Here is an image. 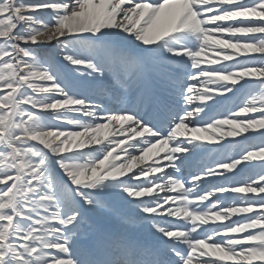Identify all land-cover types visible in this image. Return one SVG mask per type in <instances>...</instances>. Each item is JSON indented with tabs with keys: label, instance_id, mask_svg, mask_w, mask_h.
I'll list each match as a JSON object with an SVG mask.
<instances>
[{
	"label": "snow or ice",
	"instance_id": "snow-or-ice-1",
	"mask_svg": "<svg viewBox=\"0 0 264 264\" xmlns=\"http://www.w3.org/2000/svg\"><path fill=\"white\" fill-rule=\"evenodd\" d=\"M0 264H264V0H0Z\"/></svg>",
	"mask_w": 264,
	"mask_h": 264
},
{
	"label": "bare ground",
	"instance_id": "bare-ground-1",
	"mask_svg": "<svg viewBox=\"0 0 264 264\" xmlns=\"http://www.w3.org/2000/svg\"><path fill=\"white\" fill-rule=\"evenodd\" d=\"M207 203H209V202H207ZM116 205H118V203H116ZM126 210H130V209L127 207ZM233 219H236V217H234Z\"/></svg>",
	"mask_w": 264,
	"mask_h": 264
}]
</instances>
